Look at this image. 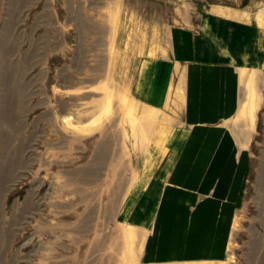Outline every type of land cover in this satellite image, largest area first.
Listing matches in <instances>:
<instances>
[{"label": "rangeland", "instance_id": "374dc122", "mask_svg": "<svg viewBox=\"0 0 264 264\" xmlns=\"http://www.w3.org/2000/svg\"><path fill=\"white\" fill-rule=\"evenodd\" d=\"M207 14L264 28V0H0V264H264V72L245 84L241 118L256 128L241 204L221 213L223 259L141 260L155 196L128 208L173 150L149 146L155 129L163 142L178 129L161 76H176L170 34L197 32ZM41 78L50 115L17 122L10 79ZM138 86L163 89L166 115L143 112Z\"/></svg>", "mask_w": 264, "mask_h": 264}, {"label": "crops", "instance_id": "0c3cea01", "mask_svg": "<svg viewBox=\"0 0 264 264\" xmlns=\"http://www.w3.org/2000/svg\"><path fill=\"white\" fill-rule=\"evenodd\" d=\"M205 19L210 25L202 28ZM254 23L242 16L207 14L197 32L179 29L170 34L169 66L176 76L166 75L168 71L164 68L161 76L172 88L170 98L176 106L173 115L179 116L178 129L170 131L165 142L162 136L165 127L155 129L153 144L149 146H168L173 150L161 158L163 171L156 172L155 179L153 173L145 174L144 186L134 192L135 198L139 197L128 207L138 201L141 211L143 203L155 196L147 232L151 239L145 238L140 253L144 261L194 263L224 257L226 228L221 223V213L236 211L241 204L248 149L256 128L255 119L249 127L247 120L241 118L245 84L250 76L264 72V28ZM10 45L8 48L14 49L15 43ZM36 82L46 83L42 78L28 79L21 82L22 86H14L10 79L11 115H15L17 122L18 117L34 115L38 108H44L42 115L51 113L50 99H36ZM144 91L138 86L143 112L165 114L163 89ZM242 127L241 137L236 128ZM26 129L29 130V125ZM9 130L18 132L20 127L16 124ZM169 153L171 156L167 158Z\"/></svg>", "mask_w": 264, "mask_h": 264}]
</instances>
